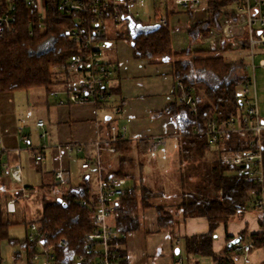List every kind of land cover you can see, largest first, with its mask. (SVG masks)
I'll list each match as a JSON object with an SVG mask.
<instances>
[{"label":"trees","instance_id":"trees-1","mask_svg":"<svg viewBox=\"0 0 264 264\" xmlns=\"http://www.w3.org/2000/svg\"><path fill=\"white\" fill-rule=\"evenodd\" d=\"M12 1L17 3L18 21L13 31L0 37V92L44 88L50 95L51 90L66 81V78L59 75L56 67L67 62L73 54L78 53L81 49L64 32L67 28L76 27L75 18L78 15L62 12L59 9V0H42L41 2L37 1L34 5H28L25 0ZM159 1L154 0L155 13L158 14L156 11L160 8L159 12L167 13L169 20L177 13L182 11L192 13L195 7L204 2L208 3L210 17L196 21L188 28L187 34L193 42L205 39L214 29L222 32L220 20L225 14L223 8L231 9L235 3L234 0H201L197 4L191 1L188 6H182L177 3V0H165L164 5L161 6ZM41 6L45 11V20L42 21L39 20ZM127 7V2L119 3L118 11L122 16L120 22L128 24L130 20H135L137 23L151 27L149 31L138 34L136 37L132 36L130 28H128L134 57L153 61L169 60L172 64L171 71L174 80H182L198 102L199 110L196 116L181 107L177 103V98L158 113L178 117L180 131L185 132L180 137L184 158L191 154L200 155L206 149L213 150L215 146L219 148V151L215 150L217 157L213 165L208 166L201 182L194 185V191L184 188L185 196L182 195L181 202L174 205L175 210L181 211L184 217L206 216L209 221L208 232L186 237L187 252L188 254L209 256L213 258L214 264H235L233 261L234 248H228L226 245L222 254L219 255L213 250V240L217 226L221 223L227 226L233 216L254 209L253 197L250 194L254 184L246 181L239 167L226 164L222 153L248 149L249 141L253 135L248 133L241 138L238 135L228 134L218 144L213 145L207 136L193 134V130L195 127L205 129L206 123L210 119L221 122L233 117L241 118L244 108L240 102L241 91L238 80L247 77L249 70L246 68V64L250 62V59L248 61L243 59L231 61L225 58L223 54L226 49L225 42L215 53L206 49L194 51L190 47L182 50L176 49L173 44L170 22L167 26L160 25L158 20L154 24H145L139 18L128 16L130 11ZM232 9L234 10V8ZM41 22L42 26H40ZM112 83V96L106 103L113 96L117 97L119 94V87L116 86L114 77ZM179 93L180 91L175 87L176 97ZM103 103L96 106L105 105L108 107L106 103ZM64 105L84 104L68 101ZM111 108L108 109L114 110L113 107ZM129 142L128 140L116 142L117 151L118 149L126 150ZM145 144L149 147L147 143ZM0 164L2 165V161ZM114 174L123 177L119 172ZM55 181L59 184L56 179ZM93 185L91 176L86 177L85 175L83 183L61 190L60 195L54 198H49L44 193L43 216L39 220L28 223L35 222L39 224L40 229L48 231L51 243L58 242L64 236L68 238L67 246L55 248L57 264H74L75 256L88 252L89 247L84 236L95 227L93 213L97 197ZM32 188V186H28V189L32 190ZM158 195V192L144 187L140 201L136 192L131 190H128L124 196L123 207L115 218L118 235L111 241L117 258H120L119 264H128L124 257L123 244L126 242L127 235L140 226L139 214H137L139 209L146 210L149 207H156L158 227L161 230L172 231L177 224L176 213H173L172 209L152 201V198ZM59 198L62 200L59 201ZM4 218L0 195V247L4 239L14 246L21 248L27 246V238L20 240L9 236L8 229L11 222ZM239 236L243 241L246 238L245 231ZM248 238L254 241L257 246L264 244L262 232L252 233ZM231 239L230 236H227L228 242ZM21 255L22 249L16 254V257ZM0 264H2L1 248Z\"/></svg>","mask_w":264,"mask_h":264},{"label":"built area","instance_id":"built-area-1","mask_svg":"<svg viewBox=\"0 0 264 264\" xmlns=\"http://www.w3.org/2000/svg\"><path fill=\"white\" fill-rule=\"evenodd\" d=\"M28 5H34L42 0H25ZM144 0H124L128 4L141 3ZM165 0H160L161 6ZM193 1L195 4L201 0H177L182 6H188ZM235 10L241 21L246 26L249 34L248 48L250 62L246 64L249 70L247 77L239 79L240 102L243 105L241 118L233 117L226 121L218 122L210 119L206 128L195 127L193 134L205 135L213 145L218 144L226 135L234 134L246 136L252 133L249 148L224 156L226 164L240 168V172L246 181L254 184L250 190L253 197V208L260 213L262 233L264 234V118L261 114L257 67L264 69V0H234ZM7 2V3H6ZM59 9L67 14H77L76 27L64 30L65 35L80 46V51L73 54L69 60L56 67L59 75L66 78L65 83L50 91V96L56 98V104L64 105L68 101L76 104L90 103L100 105L106 103L112 96L113 77L116 69L114 65L106 60V51L110 47L108 29L113 24L118 26L122 17L118 11L117 0H59ZM113 8V10H111ZM132 15L131 13L128 14ZM137 18V16H134ZM39 20H45V11L41 6ZM160 25L169 24L168 14L159 12L157 17ZM18 21L17 3L12 0H0V37L13 31ZM42 26V22L40 23ZM263 56L256 62V51ZM175 87L180 91L177 103L186 108L191 114H198V102L194 95L189 92L188 87L178 79ZM103 103V104H104ZM120 108H114V112H120ZM38 127L43 129L42 136L47 137L45 129L46 121L42 118L37 121ZM98 123V134L89 140H69L66 142L52 143L44 142L37 147L30 146L33 150L35 162L38 163L45 158V150L54 146L58 151L67 152L68 155H84L81 168L85 173H93L96 179V205L93 213L95 227L92 231L85 233L88 243V252L79 254L73 259L74 264H118L116 251L111 241L118 235L115 218L122 208L123 198L127 193L125 178L105 170L103 153H116L115 143L126 140L127 128L116 124L108 127V132H101ZM185 132L178 131L173 134H161L142 137L151 150H157L164 145L168 137H182ZM8 150L2 146L0 137V161ZM5 174L20 181L22 175L21 164L11 165L2 162ZM55 178L59 186L69 184L68 171L60 166L55 170ZM91 176V174L89 175ZM11 209V205H9ZM28 245L22 248V255L18 264H57L55 248L65 247L69 243L67 237H61L58 242H49V232L42 230L39 224L32 222L28 224ZM233 256L247 260L248 254L254 250L252 241L243 242L233 246ZM264 248V244H263ZM182 264V261H179Z\"/></svg>","mask_w":264,"mask_h":264},{"label":"crops","instance_id":"crops-1","mask_svg":"<svg viewBox=\"0 0 264 264\" xmlns=\"http://www.w3.org/2000/svg\"><path fill=\"white\" fill-rule=\"evenodd\" d=\"M170 20L173 28H180H177L175 25L177 19L174 21L171 17ZM110 25L112 26L111 28H116L113 24L110 23ZM179 30L176 32H180ZM181 34L182 32H180V35H177L178 38L176 41L183 40V42L187 44V39H185ZM199 49L207 48L202 46ZM245 52L247 53L248 51L246 50ZM117 58L118 56L114 54L113 47L110 45L106 51V60L114 65L116 69V72H114V79L116 86L119 87V94L117 97L113 96L112 99L106 103L108 107H105V105L97 107L93 104L63 106L56 104V102L53 106L56 107L58 119L55 120V123L51 122L50 118L49 120H45V129L48 131V136L43 137L42 133H40L37 140H34L30 133L24 134V127H19V129L17 127L15 117V96L13 94L14 91L0 92V137L2 138V146L8 150V152L1 158V161L9 162L11 165L17 163L22 166V175H20L21 180L17 181L11 176L5 174L1 168L2 165L0 164V195L1 203L4 208V219L11 222L8 233L13 224L23 222L26 226L25 233L27 235L28 223L39 220L41 219L40 217L43 216L44 192H33L34 190L37 191L39 187L36 188L33 184L25 182L26 174H24V171L25 166L28 164L31 167L38 168L37 171L40 170L43 172L46 165L45 160L49 159V167L52 168L53 174L56 169L63 166L68 171L69 177V184L66 185V188H70L71 186L74 187L83 183L84 176L86 175V177H89L90 174L91 180L94 183V189L97 186L94 174L85 173V171L81 168L84 155H75L80 162V171L71 173L70 160L72 159L71 157H73L72 155H68L67 152L58 151V149L54 146H49V148L45 150V158L40 163H36L33 150L30 149V146L37 147L44 142L52 143L51 145H53L57 142H66L69 140H89L97 136L99 131L98 123L101 125V132L105 134L109 130L108 127L112 124H116L120 127L118 124L119 119H121L124 121V125L121 126H126L127 128L128 137L126 140H128V142L130 141L127 149H118V151L114 154L106 151L105 154H103V159L105 170L110 173L119 172L124 177V166L125 164H128L132 156H146L149 151H151L150 147L145 144V141L138 139L151 135L173 134L180 130L178 117H174L169 114H158L168 105L176 101L177 98L175 95V85H173L175 84V80L171 71V62L169 60H150L148 70L145 68V70L151 73L152 76H159L164 79V87L160 88L162 94L157 96L156 94L152 95V93H154V87H159L156 86V84H158L157 81H155V83L154 81L152 83H147L146 85H148V90L138 89V85L136 87L133 82H131L132 86L127 84L125 85V83L123 84L120 75L121 72L127 69L128 64L123 65ZM142 91H145V93L139 94V92ZM111 107H113V109L115 107L120 108L121 110L120 112L115 113L114 110H109L112 109ZM260 109L262 114L263 107L261 104ZM48 112L50 113L49 109ZM125 122H127V124ZM20 123L23 124L21 121ZM139 141H142L143 143ZM160 147L165 149H163L165 158H173L176 159V161L178 159V163L176 161H172L174 163H172L173 167L175 166L176 168V164L178 165L182 163L180 161V157L182 155L180 137H168L166 143ZM216 149L219 151L217 146L210 151L215 154L217 153L215 152ZM210 151L206 149L204 150V153ZM226 155H228V153H222V157ZM27 157L30 158L29 161H27ZM125 158L127 161L123 160ZM24 160L26 161L24 162ZM148 162L151 165L158 164V161L155 158H150L149 161L139 164L141 172H144L145 175L150 173V177H148V184L145 185L146 182H144V178L141 182L142 189L140 195H138L136 190L133 188L131 190L126 187V189L136 192L139 201L142 198L141 195L144 187H148L158 193L162 192L163 195L159 194L158 196H166V200L164 201L166 204L164 205H171L168 206V208H170V210L172 209L171 211L173 213H176L175 216L178 222L175 227H173L172 231L161 230L158 227V211L156 207H149L146 208V210L139 209L137 214H139L140 226L137 230H132V232L127 235L126 242L123 244L125 251L124 257L127 259V263L179 264V261L181 260L182 264H201L198 258L200 255L188 254L186 249V237L208 232L210 226L208 218L206 216L184 217L181 211H178L177 209L175 210L174 202L167 201L168 196L166 195V192L169 191V189L166 186H158V184L155 183V179H153L157 176L159 170L157 168H151ZM201 171H203V167H201ZM205 172L206 170H204V173ZM77 176L81 178L80 182L76 185H72V180L74 178L76 179ZM55 179L56 178L54 177V180ZM181 185L182 182L179 181L176 175L172 177L171 185L169 186L172 196H175L176 198L179 197L178 194H180V190L182 188ZM28 186H32V190L28 189ZM50 195L56 197L60 195V192H51ZM9 205H11V209L9 208ZM240 214L243 215V221L237 223V225L236 223L228 222L227 226L224 223L217 226L215 238L213 240V250L217 254H222L228 243L227 236H230L233 239V237H237L245 231V237H247L246 242H249L251 241L248 238L250 234L262 232L263 223H261L260 213L250 214L247 211ZM26 235L24 239L27 238ZM140 237L144 239L142 244ZM0 248L2 254V264H18L20 257L17 258L16 254L22 249L21 247L14 246L10 244L7 239H4L1 242ZM211 259L212 260L209 264H214L215 262L213 258ZM233 261L235 264H264L263 245H255L254 250L248 254L247 260H244L243 258L237 259V257L233 256Z\"/></svg>","mask_w":264,"mask_h":264},{"label":"rangeland","instance_id":"rangeland-1","mask_svg":"<svg viewBox=\"0 0 264 264\" xmlns=\"http://www.w3.org/2000/svg\"><path fill=\"white\" fill-rule=\"evenodd\" d=\"M119 2H123L124 0H117ZM128 10L132 14V16H137L142 22L145 24H154L157 21V17L159 16V9H157L155 13L154 7V0H144V2L141 3H134V4H128ZM235 10V4L231 7V9L226 10V7L223 8V12L225 13L224 16L221 18V26L223 28L222 32L217 31L214 29L210 34L205 38L201 39L198 42L191 41L190 37L188 36V28L195 24L196 21L205 20L210 17V9L207 2H204L200 4L199 6L194 8V11L192 13L182 11L180 13H177L172 16V19L175 22L176 27H180L179 29L173 28L171 20L170 27H172L173 32V44L174 47L178 49H185L187 47H190L192 50H200L202 46L207 48L206 50H212L214 53L216 50L223 46V42H225L226 49L223 51V54L225 55V58L231 61L235 60H244L248 61L250 58L248 56L249 51L247 50L248 46V40H249V34L247 32L246 26L241 21L240 16L237 15ZM156 14V15H155ZM174 17V18H173ZM168 25V24H167ZM165 25V26H167ZM129 23H121L116 28H110L108 29L109 39H110V45L113 47L114 54L118 56L117 59H119L123 65H127V69L121 72V79L123 81V84L132 86L131 82L135 84L138 89L140 90H148L147 83H152L154 81H157L158 84L154 87V93L157 96H159L161 93L160 88L164 87V79L159 76H152L151 73L147 72L150 64V59H141V58H135L133 55L131 42L129 39ZM182 32L181 35L185 39H187V44L183 42V40L176 41L178 38L177 35H180V32ZM223 33V35H222ZM182 38V37H181ZM183 38V39H184ZM179 42V43H178ZM181 46V47H180ZM180 47V48H179ZM248 51L247 53L245 51ZM257 58L256 62L258 63L259 59L263 56L262 54H258L259 50L256 51ZM145 68L147 70H145ZM257 79H258V93H259V102L261 106L263 107L262 115L264 117V69L262 67H257L256 69ZM210 77V76H209ZM211 78V77H210ZM140 85V86H139ZM145 93V91L139 92V94ZM15 96V105H16V111H15V117L17 122V127H24V134H31L34 138V140H37L39 138L40 133H42V129L37 127V121L41 118L44 120H51V122L55 123V120L58 119L56 107L53 106V104L56 103V99L50 96L44 88H35L31 90H18L14 93ZM144 97V96H142ZM147 98V97H145ZM50 103V104H48ZM48 109L50 113L48 112ZM100 116V115H99ZM23 122V124L20 123ZM19 123V126H18ZM127 124V122H125ZM5 125V124H3ZM122 128L124 125V121L119 119V124ZM1 134V132H0ZM160 147V146H159ZM164 148H158L157 150H151L149 151L148 155L146 156H132V158L129 160L128 164H125L124 166V177L126 180L125 187H128L132 190L135 189L137 194L140 195L141 189H142V181L143 178L145 179L144 182H146L145 185L148 184V177H150V173L144 174V172H141V169L139 167L140 163H145L149 161L150 158H155L158 161V164H150L151 168H157L159 173L157 176L153 179H155V183L158 184V186H166L169 191L166 192V195L168 196V200L170 202H174L175 205H177L182 200L184 188H189L188 191H194V185L197 183H200L203 179L204 170L208 168V165H213L217 155L214 154L212 151L205 152L203 151L202 154H191L187 158H184V154L181 155L180 161L181 164H176L173 167V162L176 161V159H169L165 158L164 155ZM186 154V153H185ZM32 156V155H31ZM49 158V156H48ZM70 160V172H79L80 171V162L77 158V156L73 155ZM30 158L27 157V161H29ZM49 159L45 160L46 165L44 168V171L41 172L40 170L37 171L38 168L31 167L29 164L25 166L24 174H26L25 182L33 184L37 189V191H33L36 193H46L49 198H54L53 195H50L51 192H60L63 189H66V187L59 186V184L56 183L53 177L52 168L49 167ZM127 161V159H123ZM26 160H24L25 162ZM173 161V162H172ZM178 163V159L176 161ZM173 163V164H172ZM162 166V167H161ZM201 167H203V171H201ZM47 169V172H46ZM175 170V171H173ZM180 171V173H179ZM176 177L179 179L180 182H182V188L180 190V196L176 198L175 196H172L170 185H171V179L172 177ZM75 177V175H74ZM80 177L77 176L76 179L74 178L72 180V185H76L80 182ZM43 182V183H42ZM154 182V180H153ZM22 183V182H21ZM43 188V189H42ZM167 189V190H168ZM158 194H163L162 192ZM166 200V196H157L152 201L159 202L160 204H166L164 201ZM163 202V203H161ZM168 206L171 205H165V207L168 208ZM123 207V203H122ZM170 209V208H169ZM248 213L250 214H256L258 213L254 209L249 210ZM243 221V215L237 214L233 216L229 223H239ZM26 226L25 223L20 222L18 224H13L12 227H10L9 235L14 238H18L20 240H23L26 233ZM27 237V235H26ZM141 238V244L144 242V239ZM247 241V237L244 238L243 242ZM18 247V246H17ZM19 249V248H18ZM199 261L201 264H209L211 262V257L209 256H198Z\"/></svg>","mask_w":264,"mask_h":264},{"label":"water","instance_id":"water-1","mask_svg":"<svg viewBox=\"0 0 264 264\" xmlns=\"http://www.w3.org/2000/svg\"><path fill=\"white\" fill-rule=\"evenodd\" d=\"M129 28H130V31H131V34L133 37H136L138 34L140 35V34L147 32L151 29L150 26L143 25L141 23H137L135 20H130ZM61 200L62 199L59 198V201H61ZM241 241H242L241 236L233 237V239H231L227 243V246H228V248H232L234 245L241 243Z\"/></svg>","mask_w":264,"mask_h":264}]
</instances>
